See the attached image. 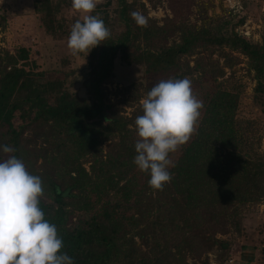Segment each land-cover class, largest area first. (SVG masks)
Returning <instances> with one entry per match:
<instances>
[{
    "label": "trees",
    "instance_id": "trees-1",
    "mask_svg": "<svg viewBox=\"0 0 264 264\" xmlns=\"http://www.w3.org/2000/svg\"><path fill=\"white\" fill-rule=\"evenodd\" d=\"M48 4L39 14L44 24L55 25H47L46 32L75 38L81 46L86 24L76 21L68 28L55 15L58 5ZM137 4L116 0L111 20L108 14L89 20L95 43L86 53V97L69 91L62 80L43 82L38 43L20 41L23 28L14 32L16 51L0 72V133L6 137L0 168L7 164L2 169L8 190L6 196L0 192V264H187V255L200 247L222 251L223 264L233 259L224 251L229 243L205 230L222 218L238 228L244 210L264 200V152L254 149L243 130L239 83L232 72L234 54L245 56L256 84L254 101L264 114V32L259 43L225 31L203 6L200 24L168 21L160 27L153 19L143 24ZM9 28L8 16L1 15L0 29ZM119 62L146 64L167 83L197 79L210 85L201 96L196 132L170 167L160 155L147 157L133 130L109 117L115 110L106 86L115 80ZM145 91L149 106L165 94L155 87ZM55 135L74 151L54 158L58 166L52 173H39L38 139ZM106 141L111 143L104 154ZM40 180L45 185H36ZM42 191L49 192L51 203ZM95 202L102 205L90 218L69 223V208L91 211ZM17 215L32 221L40 240L26 242L20 251L12 246Z\"/></svg>",
    "mask_w": 264,
    "mask_h": 264
},
{
    "label": "rangeland",
    "instance_id": "rangeland-1",
    "mask_svg": "<svg viewBox=\"0 0 264 264\" xmlns=\"http://www.w3.org/2000/svg\"><path fill=\"white\" fill-rule=\"evenodd\" d=\"M45 4L53 9L58 5L55 15L68 28H74L76 21L86 24L81 46H77L75 38H59L58 35L53 36L46 32V26L52 27L55 23H43L39 13L47 11ZM115 6L116 0H0V16H8L11 22V29H0V72L16 51L13 42L17 33L14 32L23 28L24 37L17 38L29 42L30 45L35 40L39 45L36 50L46 71L43 82L62 80L69 91L86 97V81L90 74L86 53L95 43V32L90 27L89 20L92 15L102 17L105 14H108L111 20L115 16ZM200 6L205 7L209 18L221 21L225 31L238 33L253 42H261L264 32V0H138L137 9L143 24L153 19L162 27L168 21L175 24H200ZM174 39H177V36L169 38L167 42L171 43ZM234 55L237 57V64L232 68V72L236 73L240 92L238 116L254 149L263 153L264 114L254 101L256 84L253 74L249 71L248 59L239 53ZM213 59L218 60L219 57L215 55ZM186 62L191 67L194 66V58L189 57ZM220 65L223 66V60ZM147 70L146 64L118 63L115 80L106 86L109 103L115 110L109 117L115 115L126 124L127 129L133 130V136L147 157L160 155L164 165L170 167L180 156L183 146L191 141L196 132L204 108L201 96L208 92L210 85L197 79H187L185 82L171 79L167 83L160 74L149 73ZM225 72L229 75L230 69H225ZM148 87H155L165 93L153 99V106H149L146 100L145 90ZM134 118L136 123L130 124V119ZM32 136L29 134L28 137ZM50 137L44 136L37 142L42 153L35 169L43 174L52 173L57 168L58 164L54 158L74 151L70 145H61L63 136ZM110 143L106 141L103 144L104 154L109 150ZM5 148L6 137L0 133V160ZM4 167H7V164L3 162L0 168V192L6 196L8 190L3 180ZM85 167L90 170L89 163H86ZM36 185H45V181L40 180ZM41 194L51 203L48 191H42ZM113 198L111 194L110 200ZM100 205L95 202L91 211L69 208V223L74 224L90 218L100 209ZM17 218L20 226L12 243L15 250L25 249L28 241L40 242L32 221L22 215H17ZM239 220L238 228L227 222V219L222 218L218 222L213 220L205 232L229 243V248L224 251L234 259L235 264H264V200L258 205L246 208ZM137 241L139 242L138 239ZM220 254L223 252L216 247L211 250L200 247L187 255L186 263L223 264L219 259Z\"/></svg>",
    "mask_w": 264,
    "mask_h": 264
},
{
    "label": "built area",
    "instance_id": "built-area-1",
    "mask_svg": "<svg viewBox=\"0 0 264 264\" xmlns=\"http://www.w3.org/2000/svg\"><path fill=\"white\" fill-rule=\"evenodd\" d=\"M228 264H235L234 259L229 260ZM251 264H259V263H251Z\"/></svg>",
    "mask_w": 264,
    "mask_h": 264
}]
</instances>
